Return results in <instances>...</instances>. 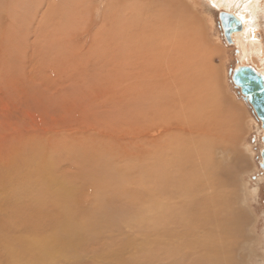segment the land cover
<instances>
[{
	"label": "rangeland",
	"instance_id": "1",
	"mask_svg": "<svg viewBox=\"0 0 264 264\" xmlns=\"http://www.w3.org/2000/svg\"><path fill=\"white\" fill-rule=\"evenodd\" d=\"M174 1L7 0L0 264H264V130L230 77L264 51L238 56L218 0Z\"/></svg>",
	"mask_w": 264,
	"mask_h": 264
},
{
	"label": "bare ground",
	"instance_id": "2",
	"mask_svg": "<svg viewBox=\"0 0 264 264\" xmlns=\"http://www.w3.org/2000/svg\"><path fill=\"white\" fill-rule=\"evenodd\" d=\"M21 1H23V0H21ZM174 1V0H173ZM176 1V0H175ZM174 1V2H175ZM257 0H251V2L250 3H255ZM4 2L7 4V8L3 11V7H4ZM149 2H150V0H149ZM16 3V2H15ZM171 3V2H170ZM216 3V5L218 6V7H223L224 8V10H222V11H227V12H229V13H231V14H233L234 15V17H236L237 19H239L240 21H241V29H239V30H233L232 32H231V41H232V43H235V44H238V46L240 47V52H239V50H238V52H239V57L243 60H245V62L247 61V60H251V58L253 57V56H255L256 58L260 55V57H261V53H263V48L260 46V44L257 42V41H260L259 40V31H258V25H257V23H255L254 21H253V17H254V15H253V13L252 12H250V11H247L246 9L249 7V6H251L252 4H249V3H247L246 4V6L245 7H241V8H239L238 10L234 7V4H236L237 3V1H235V0H218V1H216L215 2ZM162 6V5H161ZM174 7H175V5H174ZM237 7V6H236ZM253 7V5L251 6V8ZM255 8V7H254ZM253 8V9H254ZM16 8H13L12 7V5L11 4H9V3H7V0H0V18H1V20L4 18V20H5V14H4V12H10L11 10H13V13H14V10H15ZM151 9V8H150ZM179 9V8H178ZM17 10H15V12H16ZM147 11V10H146ZM181 11V10H180ZM161 12V11H160ZM176 12H178V10L176 11ZM176 12L174 11V12H172L173 14L175 13L176 14ZM221 12V11H220ZM12 13V14H13ZM148 14V13H147ZM151 14V13H150ZM174 14V15H175ZM180 14V13H179ZM9 15H11V14H9ZM162 15V14H161ZM181 15V14H180ZM180 15H178L179 17H180ZM7 16V15H6ZM134 16V15H133ZM149 16V15H148ZM256 16V15H255ZM8 17V16H7ZM174 18V17H173ZM134 19V18H133ZM3 20V21H4ZM2 21H0V23H1ZM5 22V21H4ZM177 25V24H176ZM187 25H189V24H187ZM186 26V25H185ZM243 29V30H242ZM240 31V32H239ZM233 32H235V33H233ZM11 33V32H10ZM136 33H138V32H136ZM140 34V33H139ZM153 34V33H152ZM1 37V36H0ZM13 38V37H12ZM16 38V37H15ZM138 41V40H137ZM6 42V41H5ZM1 43H2V41H1ZM3 46V45H2ZM137 46V45H136ZM238 47V48H239ZM1 54V53H0ZM140 59V58H139ZM261 60H262V58H261ZM62 61V60H61ZM264 62V61H263ZM240 65H242V64H240ZM152 67V66H151ZM263 67V66H262ZM254 68V67H253ZM255 69V68H254ZM233 70V69H232ZM255 70H257L259 73H261L262 75H263V77H264V68H260V69H255ZM147 72V71H146ZM119 74V73H118ZM134 75V74H133ZM230 77H231V74H230ZM213 79H214V77H213ZM219 81V80H218ZM112 83V82H111ZM193 96H194V94H193ZM232 108V107H231ZM264 130V129H263ZM174 134H175V132H174ZM209 134V133H208ZM262 135H264V133L262 134ZM261 135V136H262ZM199 136V135H198ZM205 136V135H204ZM201 139V138H200ZM260 139H261V137H260ZM262 142V141H261ZM263 143V142H262ZM189 144H190V142H189ZM192 144V143H191ZM214 144V143H213ZM264 144V143H263ZM171 145V144H170ZM187 146V145H186ZM189 146V145H188ZM191 147V146H190ZM188 148V147H187ZM204 148V147H203ZM189 149V148H188ZM192 149V148H191ZM262 149H264V147L262 148ZM261 149V150H262ZM261 150H260V153H261ZM178 151H179V149H178ZM194 152V151H193ZM174 153V152H173ZM181 153V152H180ZM197 154V153H196ZM194 154H192V156H193ZM165 156V155H164ZM191 155H188V157H190ZM191 156V157H192ZM158 157V156H157ZM181 157V156H180ZM172 158V157H171ZM260 158H261V155H260ZM179 160V159H178ZM181 160V159H180ZM183 160V159H182ZM179 162H181V161H179ZM261 162V159H260V161H259V163ZM177 165V164H176ZM193 168V167H192ZM201 168V167H200ZM177 169V168H176ZM218 170V169H217ZM222 170V169H221ZM229 170V169H228ZM169 171H171V170H169ZM180 171V170H179ZM188 173V172H187ZM188 175V174H187ZM186 175V176H187ZM190 175V174H189ZM188 175V176H189ZM194 175V174H193ZM162 176V175H161ZM183 176V175H182ZM47 177H49V176H47ZM194 177H195V175H194ZM200 177H202L201 175H200ZM191 178V177H190ZM181 179V178H180ZM182 179H184V178H182ZM188 179V178H187ZM193 179H195V178H193ZM197 179H199V178H197ZM201 179V178H200ZM205 179H206V177H205ZM192 180V179H191ZM163 181H165V180H163ZM187 181L188 180H186V184H189V183H187ZM193 181H196V180H193ZM178 182V181H177ZM180 182V181H179ZM183 183V182H182ZM192 183V182H191ZM195 183V182H194ZM185 184V183H184ZM185 184V185H186ZM192 185V187H193V184H191ZM189 187V186H188ZM175 188V187H174ZM173 188V189H174ZM183 188V187H182ZM189 189V188H188ZM69 190V189H68ZM175 190V189H174ZM170 191V190H169ZM172 191V190H171ZM69 193V192H68ZM195 193V192H194ZM219 193V192H218ZM208 194V193H207ZM190 195V194H189ZM192 195V194H191ZM220 195V194H219ZM219 195H217V197L219 196ZM223 195V194H222ZM231 195H233V194H231ZM164 196V195H163ZM172 196V195H171ZM227 196V195H226ZM208 197V196H207ZM220 197V196H219ZM160 198V197H159ZM155 200H156V198H155ZM176 200V199H175ZM193 201V200H192ZM209 202L210 201H208V203H207V201H206V203L207 204H209ZM173 203V202H172ZM206 203H204V204H206ZM226 203V202H225ZM158 204V203H157ZM160 204V203H159ZM229 204V201H228V203H227V205ZM163 205V204H162ZM217 206H219L220 207V205L218 204ZM224 206V205H223ZM231 206V205H230ZM233 206V205H232ZM162 207V206H161ZM168 207V206H167ZM165 208V207H164ZM215 208V207H214ZM213 208V209H214ZM217 208V207H216ZM221 208V207H220ZM227 208V207H226ZM229 208V207H228ZM238 208V207H237ZM168 209V208H167ZM219 209V208H218ZM218 209H216L217 211H219ZM222 209H224V208H222ZM239 210H242V209H239ZM232 211V210H231ZM236 211H238V210H236ZM230 213V212H229ZM215 214H217V213H215ZM198 215V214H197ZM213 215V214H212ZM222 215V214H221ZM211 216V215H210ZM216 216V215H215ZM229 217V216H228ZM235 217V216H234ZM206 218V217H205ZM230 218H232V216L230 217ZM209 219V218H208ZM216 219V218H215ZM229 220V219H228ZM231 220V219H230ZM237 220V219H236ZM215 222V221H214ZM231 222H233V221H231ZM231 222H230V224H231ZM205 223H206V221H205ZM208 223V222H207ZM212 223V222H211ZM229 224V223H228ZM227 226V225H226ZM225 226V227H226ZM229 226V225H228ZM227 226V227H228ZM231 226V225H230ZM230 229V228H229ZM233 229V228H232ZM79 230H80V228L79 227H77V228H71V227H65V228H63L62 229V232H63V234L65 235L64 237H63V239L61 240V242H62V246H63V249L65 250V251H71V252H74L75 250H76V245L77 246H79V244H81V240H79V237H80V232H79ZM225 231H226V229H225ZM205 238H207V237H205ZM255 239V238H254ZM220 243H221V241H219ZM252 243V242H251ZM222 244V243H221ZM224 245V244H223ZM203 247H204V245H203ZM250 247V246H249ZM208 248V247H207ZM223 247H221V249H222ZM220 249V248H219ZM254 251V250H253ZM28 252H30V249L28 250ZM62 252H64L63 250H60V251H57V250H53L52 252H48V251H44L43 253H41V254H37L36 255V258H37V262H41V261H44V260H48V259H51V258H53L54 259V257H57L60 253H62ZM222 252H223V250H222ZM223 256H224V254H223ZM222 258H224V257H222ZM47 260L45 261V262H47ZM36 262V263H37Z\"/></svg>",
	"mask_w": 264,
	"mask_h": 264
},
{
	"label": "water",
	"instance_id": "3",
	"mask_svg": "<svg viewBox=\"0 0 264 264\" xmlns=\"http://www.w3.org/2000/svg\"><path fill=\"white\" fill-rule=\"evenodd\" d=\"M219 21L223 35L228 43L231 41V32L241 29V21L227 11L219 12ZM231 80L239 88L243 100L247 101L264 129V77L252 66L242 64L230 71ZM264 143V135L261 136ZM261 162L259 166L264 168V149L261 150Z\"/></svg>",
	"mask_w": 264,
	"mask_h": 264
}]
</instances>
